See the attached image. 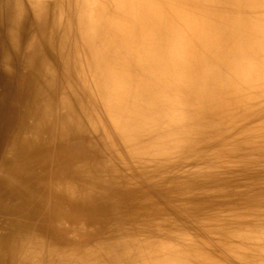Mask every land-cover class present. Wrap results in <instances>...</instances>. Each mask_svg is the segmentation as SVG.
I'll return each mask as SVG.
<instances>
[{"label":"bare ground","instance_id":"6f19581e","mask_svg":"<svg viewBox=\"0 0 264 264\" xmlns=\"http://www.w3.org/2000/svg\"><path fill=\"white\" fill-rule=\"evenodd\" d=\"M14 3L0 264H264V0Z\"/></svg>","mask_w":264,"mask_h":264},{"label":"rangeland","instance_id":"374dc122","mask_svg":"<svg viewBox=\"0 0 264 264\" xmlns=\"http://www.w3.org/2000/svg\"><path fill=\"white\" fill-rule=\"evenodd\" d=\"M12 6L10 21H0V130L2 118L8 114L11 105L8 93L16 77L20 47L24 43V33H20L17 27V15L20 11H26L29 8L26 4L20 5L19 3H14Z\"/></svg>","mask_w":264,"mask_h":264}]
</instances>
